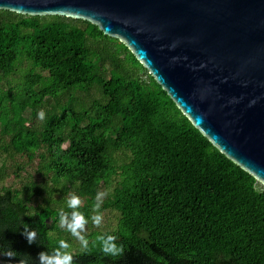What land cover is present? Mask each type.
<instances>
[{
	"label": "trees",
	"instance_id": "obj_1",
	"mask_svg": "<svg viewBox=\"0 0 264 264\" xmlns=\"http://www.w3.org/2000/svg\"><path fill=\"white\" fill-rule=\"evenodd\" d=\"M73 211L83 239L61 223ZM101 236L120 251H103ZM41 252L71 264H264V185L118 39L86 20L0 9V254L37 264Z\"/></svg>",
	"mask_w": 264,
	"mask_h": 264
},
{
	"label": "water",
	"instance_id": "obj_2",
	"mask_svg": "<svg viewBox=\"0 0 264 264\" xmlns=\"http://www.w3.org/2000/svg\"><path fill=\"white\" fill-rule=\"evenodd\" d=\"M0 9L86 20L118 39L192 125L264 185V0H0Z\"/></svg>",
	"mask_w": 264,
	"mask_h": 264
},
{
	"label": "clouds",
	"instance_id": "obj_3",
	"mask_svg": "<svg viewBox=\"0 0 264 264\" xmlns=\"http://www.w3.org/2000/svg\"><path fill=\"white\" fill-rule=\"evenodd\" d=\"M43 112L38 113V116L40 118H43ZM81 203L80 199L73 195L68 201L67 206L73 210H75L79 204ZM96 208H99V203L95 205ZM61 223L66 225L68 230L72 232L73 235H77L79 237V230H82L84 228V225L86 224V219L83 215L79 214L76 211H73L70 216H66L63 212L60 214ZM94 221L99 224L100 217L95 216L93 217ZM24 227V226H23ZM23 235L26 237L29 244L35 242V233L29 232L26 228H24ZM83 239L82 237H79ZM98 239L102 242L104 245L103 251L106 253H111L113 255L117 254L120 249L117 248V246L112 243L113 237L112 236H101L98 237ZM61 248H67L68 245L61 241L60 242ZM0 257H3L4 259L0 260V264H12V257L10 255L0 254ZM71 256L67 253H61V252H55L51 255L46 254L45 252H41L38 256L37 264H71Z\"/></svg>",
	"mask_w": 264,
	"mask_h": 264
},
{
	"label": "rangeland",
	"instance_id": "obj_4",
	"mask_svg": "<svg viewBox=\"0 0 264 264\" xmlns=\"http://www.w3.org/2000/svg\"><path fill=\"white\" fill-rule=\"evenodd\" d=\"M113 218V216H109V218H107V225L112 226L115 224V219Z\"/></svg>",
	"mask_w": 264,
	"mask_h": 264
}]
</instances>
